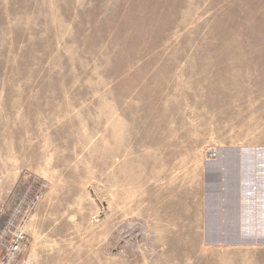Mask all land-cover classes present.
I'll return each instance as SVG.
<instances>
[{
  "label": "rangeland",
  "instance_id": "obj_1",
  "mask_svg": "<svg viewBox=\"0 0 264 264\" xmlns=\"http://www.w3.org/2000/svg\"><path fill=\"white\" fill-rule=\"evenodd\" d=\"M232 144L264 145V0H0V256L264 264L203 241Z\"/></svg>",
  "mask_w": 264,
  "mask_h": 264
},
{
  "label": "crops",
  "instance_id": "obj_2",
  "mask_svg": "<svg viewBox=\"0 0 264 264\" xmlns=\"http://www.w3.org/2000/svg\"><path fill=\"white\" fill-rule=\"evenodd\" d=\"M202 163L203 241L264 248V145L232 144Z\"/></svg>",
  "mask_w": 264,
  "mask_h": 264
},
{
  "label": "built area",
  "instance_id": "obj_3",
  "mask_svg": "<svg viewBox=\"0 0 264 264\" xmlns=\"http://www.w3.org/2000/svg\"><path fill=\"white\" fill-rule=\"evenodd\" d=\"M208 156L214 159L216 153L208 152ZM25 241V234L22 232L15 233L14 238L8 244L6 250L0 256V264H17L18 255L21 252Z\"/></svg>",
  "mask_w": 264,
  "mask_h": 264
}]
</instances>
